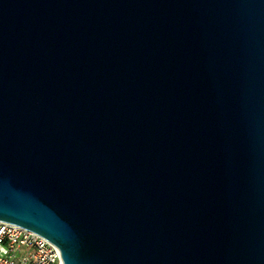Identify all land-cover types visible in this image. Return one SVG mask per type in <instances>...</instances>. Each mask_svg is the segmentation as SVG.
I'll use <instances>...</instances> for the list:
<instances>
[{"label":"water","instance_id":"water-1","mask_svg":"<svg viewBox=\"0 0 264 264\" xmlns=\"http://www.w3.org/2000/svg\"><path fill=\"white\" fill-rule=\"evenodd\" d=\"M0 220L62 264H264V0H0Z\"/></svg>","mask_w":264,"mask_h":264},{"label":"built area","instance_id":"built-area-1","mask_svg":"<svg viewBox=\"0 0 264 264\" xmlns=\"http://www.w3.org/2000/svg\"><path fill=\"white\" fill-rule=\"evenodd\" d=\"M0 264H62L57 247L41 235L0 220Z\"/></svg>","mask_w":264,"mask_h":264}]
</instances>
